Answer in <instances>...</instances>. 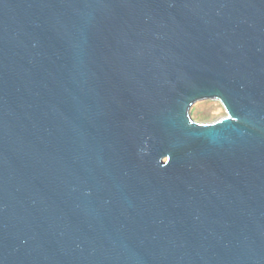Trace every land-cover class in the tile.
<instances>
[{"label": "water", "instance_id": "1", "mask_svg": "<svg viewBox=\"0 0 264 264\" xmlns=\"http://www.w3.org/2000/svg\"><path fill=\"white\" fill-rule=\"evenodd\" d=\"M0 264H264V0H0Z\"/></svg>", "mask_w": 264, "mask_h": 264}, {"label": "rangeland", "instance_id": "2", "mask_svg": "<svg viewBox=\"0 0 264 264\" xmlns=\"http://www.w3.org/2000/svg\"><path fill=\"white\" fill-rule=\"evenodd\" d=\"M190 116L198 122H212L227 115L219 99H204L194 102L189 109Z\"/></svg>", "mask_w": 264, "mask_h": 264}]
</instances>
